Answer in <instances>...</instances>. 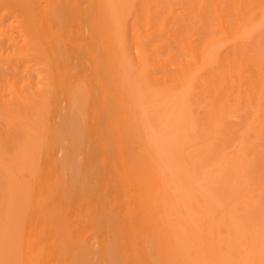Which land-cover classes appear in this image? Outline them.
Here are the masks:
<instances>
[{
  "label": "bare ground",
  "instance_id": "1",
  "mask_svg": "<svg viewBox=\"0 0 264 264\" xmlns=\"http://www.w3.org/2000/svg\"><path fill=\"white\" fill-rule=\"evenodd\" d=\"M0 264H264V0H0Z\"/></svg>",
  "mask_w": 264,
  "mask_h": 264
},
{
  "label": "rangeland",
  "instance_id": "2",
  "mask_svg": "<svg viewBox=\"0 0 264 264\" xmlns=\"http://www.w3.org/2000/svg\"><path fill=\"white\" fill-rule=\"evenodd\" d=\"M0 48L6 52L12 51L13 44L10 40L0 37Z\"/></svg>",
  "mask_w": 264,
  "mask_h": 264
}]
</instances>
